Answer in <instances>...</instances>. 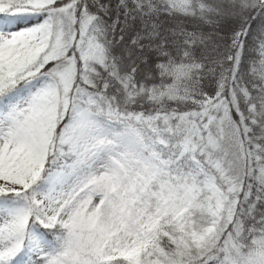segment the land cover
I'll use <instances>...</instances> for the list:
<instances>
[{
  "label": "snow or ice",
  "instance_id": "1",
  "mask_svg": "<svg viewBox=\"0 0 264 264\" xmlns=\"http://www.w3.org/2000/svg\"><path fill=\"white\" fill-rule=\"evenodd\" d=\"M0 264H264V0H0Z\"/></svg>",
  "mask_w": 264,
  "mask_h": 264
}]
</instances>
